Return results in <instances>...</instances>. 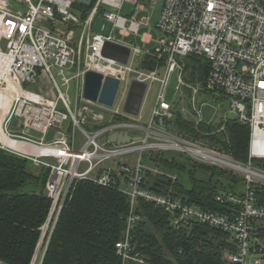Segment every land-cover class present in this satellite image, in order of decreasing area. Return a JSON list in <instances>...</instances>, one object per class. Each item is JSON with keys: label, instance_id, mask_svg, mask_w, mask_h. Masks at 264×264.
I'll return each instance as SVG.
<instances>
[{"label": "built area", "instance_id": "built-area-1", "mask_svg": "<svg viewBox=\"0 0 264 264\" xmlns=\"http://www.w3.org/2000/svg\"><path fill=\"white\" fill-rule=\"evenodd\" d=\"M125 5L131 10L122 15ZM157 6L160 14L154 30L162 38L153 40L151 13ZM72 8L80 11V18ZM103 18L110 24L106 34L104 25L94 31L96 21ZM143 29L148 31L140 33ZM126 37L138 38L142 47L124 41ZM151 43L157 47L147 48ZM120 48L128 51L125 63L119 60L124 53ZM189 56L202 58L208 65L202 87L184 80V61ZM147 58L155 61L149 68L142 66ZM87 72L117 79L115 100L120 92L126 98L134 81L156 84L148 123L111 122L126 116L81 96ZM173 73L176 89L191 93L195 128L208 125L203 123L201 111L210 108L209 102H198L196 97L215 95L229 101L227 113L250 130L246 162L165 131L164 122L174 116L165 96ZM4 110L1 135L17 147L0 140V149L48 172L45 191L51 208L30 264H41L45 235L52 230L69 189L79 181L118 187L128 196L125 230L115 245L123 262L143 264L129 238L139 220L134 204L143 200L167 213L175 230L203 223L229 233L235 251L223 254L227 264H264L254 249L259 243L253 234L256 223L264 228V207L256 205L253 192L256 186L264 188V168L254 162L264 161V155L258 154L264 153V0H0V113ZM66 122L82 138L79 149L73 135L47 140L48 133L55 131L56 137ZM224 130L222 125L209 135ZM114 134L130 139L124 143L102 140ZM151 150L181 154L240 178L243 189L239 194L223 192L215 197L218 203L230 204L231 212L201 210L169 194L142 188V160Z\"/></svg>", "mask_w": 264, "mask_h": 264}, {"label": "trees", "instance_id": "trees-1", "mask_svg": "<svg viewBox=\"0 0 264 264\" xmlns=\"http://www.w3.org/2000/svg\"><path fill=\"white\" fill-rule=\"evenodd\" d=\"M154 62V59L147 58L142 66L149 68ZM207 72L208 65L202 58L189 56L185 59L183 75L187 83H196L195 74L203 83ZM175 123L190 140H203V145L236 161H247L250 137L247 126L228 122L227 141L223 132L209 135L215 130L210 126L195 128L194 124L182 121L179 116L175 117ZM152 155H146V158L144 155L146 163L148 158L154 157L152 163L157 168L176 175L177 179L144 171L142 188L159 195L171 194L182 203L201 210L217 214L231 212L230 204L218 203L215 197L223 192L239 194L240 178L199 165L183 155ZM254 162L264 168V161ZM47 177L45 169L33 171L28 161L0 150L1 264L31 263L51 208L45 191ZM219 178L229 179L237 187L232 188L229 183L224 186L219 183ZM253 192L256 205L264 207V188L256 186ZM129 209V198L118 187L77 182L69 189L56 222L46 235L41 264H121L115 245L122 238ZM133 211L139 220L129 234L130 243L145 264H227L223 254L235 251L229 233L218 228L192 223L175 230L167 213L143 200L135 202ZM253 231L259 243L254 244V249L257 254H263L260 253L264 250L262 223H256Z\"/></svg>", "mask_w": 264, "mask_h": 264}, {"label": "rangeland", "instance_id": "rangeland-1", "mask_svg": "<svg viewBox=\"0 0 264 264\" xmlns=\"http://www.w3.org/2000/svg\"><path fill=\"white\" fill-rule=\"evenodd\" d=\"M130 10H131V7L128 6V5H125L123 7V10H122V13L121 14L122 15H126V14L129 13ZM71 12L75 16H77L78 18L81 17L80 16V11L78 9L72 8L71 9ZM159 14H160V9H159V6H157V8L155 10H153L152 13H151V27L153 29L150 30L149 32L152 35L153 40H159V39L162 38V35L161 34H158L154 30V26H155V24H156V22H157V20L159 18ZM102 25H104V28H105L104 33L105 34L108 33V31L110 30V24H108L104 18L103 19H99V20L96 21V23L94 25V31L95 32H99ZM144 31H148V29H143V30H141L140 33H143ZM115 35L117 37H120L116 33H115ZM123 40L126 41V42H130L131 41L137 47H140V48L142 47V44L139 42V39L138 38L134 40L132 37L131 38L126 37V38H123ZM148 47L149 48H156L157 45H156V43H151V45L150 46H147V48ZM131 67L134 68L135 65L133 64V66H131ZM155 85L156 84H154V85L148 84L147 85L145 97H144V100H143V106H142V109H141V114H142V121H141V123H144L147 120L148 113H149L150 108H151V106H152V104L154 102V97H155V92H156ZM124 87H125V85H124ZM176 88H177V86H176V75H175V73H173L172 76H171V78H170V80H169V83L167 85V89H166V100L167 101H170V100L174 99V97L176 96V92L177 93L179 92ZM202 99H203L202 102H209V103L212 102L209 105L210 109H208L207 107L202 108L201 115H202V121H203V123L204 124H211L213 127H217L218 124L221 123V119H222L223 114H225V113H227L229 111V101L228 100H224V99H219L215 95H207V97H203ZM217 105H218V107L215 108V106H217ZM213 108L216 110V111H214V116L213 117H211V114L205 113L206 110H210L211 111ZM183 116L185 117V115H183ZM179 117L181 119V114H180ZM185 118H183L184 121H186V119L188 120V118H186V119ZM171 123H175V121H172ZM67 129H68V122H66V123L63 124L62 129H61V132L58 133V135L56 137L54 136L55 131H51L50 133H48L47 140H51L52 138H60V137H62V135H65L66 134ZM176 129H177V131L179 132L180 135L185 136L183 134L184 132L181 131V130H179L178 127H177V125H176ZM37 137H40V135H38ZM103 139H104V137L102 138V140ZM196 141H198V142H200V143L203 144V140H196ZM81 143H82V140L80 139L79 142H78V145H77L76 149H79ZM158 153H163V151H158V150H153L152 151L151 150L148 153H145L144 155H145V158H146V155H149V154L152 155V154H158ZM167 155L169 157H171L172 155H176V154L175 153H167ZM182 157L186 158L185 156H182ZM145 158L143 157V160H142V162H143V164L145 166V171L150 172V173H152L154 175H163L164 176V171L160 170L159 168H157L152 163L154 157L148 158L147 159V163H146V159ZM128 161H129V164H131L132 163V158L129 157L128 158ZM107 164H111V163L109 162ZM32 170L35 171L34 168ZM33 173H35V172H33ZM227 173L230 174L233 178L235 177V176H233L232 173H230V172H227ZM237 179H239V178H237ZM218 180H219V183L223 184L224 186H226V184L229 183L230 184L229 185L230 187H232V188H236L237 187V184L235 185V184L231 183L229 181V179L226 180L225 178H219ZM240 185H242V184H240ZM224 186L221 187V188L224 189L225 188ZM242 187H243V185H242ZM239 188H241V187H239ZM240 191H241V189H240ZM40 251L42 252V249ZM39 254H42V253H39ZM225 254H226V252L224 253V255ZM38 261H39V259H37V263H38ZM125 264H131V263L129 262V263H125Z\"/></svg>", "mask_w": 264, "mask_h": 264}, {"label": "crops", "instance_id": "crops-1", "mask_svg": "<svg viewBox=\"0 0 264 264\" xmlns=\"http://www.w3.org/2000/svg\"><path fill=\"white\" fill-rule=\"evenodd\" d=\"M126 59H127V57H126ZM125 62H126V60H125ZM121 63H123V62H121ZM206 75L203 77L204 80L206 78ZM193 79L195 80L194 82L198 83V85H200V86L202 85L201 78H200V76L198 74H195L193 76ZM155 88H156V92H155V97H156L158 87L155 85ZM146 89H147V85H145V90H144V93H143V99L141 101V105H140L139 111H138V113L136 115H130V114L125 113L123 111V108H124V105L126 103V99H127V96L128 95L126 96V98H123L122 97V92H120L119 95L117 96V99L113 102V106L111 108H109V109H113V108L115 109L116 108V109H118L123 114V116H126V117H124V118H122V117H114L111 120V122H115V121H128V120L131 119L132 121L139 122L142 125H146L148 123V121H149L151 110H152V108L154 107V104H155V97H154V102H153V104H152V106L150 108V111L148 113L147 120L144 123H141V121H142L141 109H142V106H143V100H144V97H145ZM30 90L32 92L38 93V89L36 87H31ZM81 96L83 97L82 94H81ZM165 96H166V92H165ZM70 97L73 100V98H74V93L73 92L70 93ZM190 97H191V93L187 89L183 88L182 89V92H179V93L176 92V96L174 97V99L168 101L169 103H172V110H173L174 116L172 117V119L167 120V121L164 122L165 123L164 129H165L166 132H169L170 134H173V135L182 136V135L179 134V132L176 129V125L177 124L176 123H171L172 121H175V117L176 116H180V114H181V120L182 121L184 120L183 118L186 117V118H188V120L185 118L187 122L193 123L191 121V120H193V114L191 113V109H190V106H189L190 105V101H189V98ZM203 97H207V96L204 95V94H202L199 97H196L197 98V101L198 102H202L203 101V99H202ZM210 103H212V102H210ZM78 105H79V103H78ZM105 108H107V107H105ZM182 109H185V111L184 112L181 111ZM208 109H210V108H208ZM214 111H216V110L213 108L211 111L210 110H206L205 113L211 114V117H213L214 116ZM183 115H185V117ZM201 118H202V115H201ZM228 122H235V121L228 120L227 119V113H225L222 116L221 123H219L217 127H213L211 124H208L207 126H210V128L212 130H214V129H219V127L222 126V125H225V130L223 131V133L225 134V140L228 141L229 140L228 132L226 133V124ZM105 124H107V123H105ZM66 134L67 135H73V137H74V145L76 143L78 145L79 140L80 139L82 140V138L80 137L79 133L76 130L74 131L70 125H68V129H67ZM110 137L109 136H108V138H105L104 137L103 141L109 140ZM183 137H185V136H183ZM185 138H187V137H185ZM187 139H189V138H187ZM77 145H76V147H77ZM2 151H5V152L10 153V154H13V155H16L15 153H11V152H8L6 150H2ZM171 153H173V152H171ZM175 154L176 155H181V154H177V153H175ZM16 156H18V155H16ZM172 156H174V155H172ZM18 157L20 158V156H18ZM29 164H30V167L32 169L33 168L35 169V171L36 170H41L40 168H37V167L33 166L30 162H29ZM199 175L202 176V173L199 174ZM164 176L169 177L172 180H176L177 179V176L176 175L170 174V173L165 172V171H164ZM240 183H241V181H240ZM120 186H121V188H123L124 187V184L122 182H120ZM239 187H241L239 189H241V191H242V189H243L242 185H239ZM169 195L171 197H173L171 194H169ZM173 198H175V197H173ZM123 233H124V231H123ZM260 253H263V254H259V255H261L260 257H262L264 259V250L262 252H260ZM129 262L130 261H127V262L121 261V264L129 263ZM130 263H135V262H130ZM135 264H138V263H135ZM143 264H145V263H143Z\"/></svg>", "mask_w": 264, "mask_h": 264}, {"label": "water", "instance_id": "water-1", "mask_svg": "<svg viewBox=\"0 0 264 264\" xmlns=\"http://www.w3.org/2000/svg\"><path fill=\"white\" fill-rule=\"evenodd\" d=\"M121 49V48H120ZM124 53L119 57L120 62H125L128 56V51L126 49H121ZM119 87V81L112 77H104L101 74L95 72H87L84 76V85L82 95L84 99L97 102L98 104L111 108L117 90ZM145 90V84L138 82H132L126 103L124 105L123 111L130 115H136L139 111L141 101L143 99V93ZM227 119L230 121H235L236 116L232 113H227ZM15 125V122H14ZM129 137L125 134L119 135L114 134L109 138L111 143H124L129 141Z\"/></svg>", "mask_w": 264, "mask_h": 264}, {"label": "bare ground", "instance_id": "bare-ground-1", "mask_svg": "<svg viewBox=\"0 0 264 264\" xmlns=\"http://www.w3.org/2000/svg\"><path fill=\"white\" fill-rule=\"evenodd\" d=\"M5 110L4 111H2L1 113H0V125H1V122H2V120H3V117H4V114H5ZM0 140H1V143H3L4 145H7V146H9V147H17L16 146V144L13 142V141H7V140H5V138L1 135V130H0ZM259 155H264V153H261V152H259L258 153ZM147 203V202H146Z\"/></svg>", "mask_w": 264, "mask_h": 264}]
</instances>
